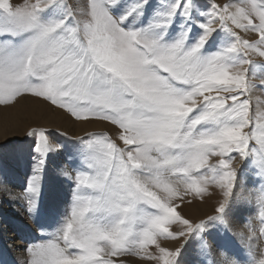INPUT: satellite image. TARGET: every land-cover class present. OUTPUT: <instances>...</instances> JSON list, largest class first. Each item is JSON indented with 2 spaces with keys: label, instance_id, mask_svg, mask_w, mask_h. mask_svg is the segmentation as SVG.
Here are the masks:
<instances>
[{
  "label": "snow or ice",
  "instance_id": "snow-or-ice-1",
  "mask_svg": "<svg viewBox=\"0 0 264 264\" xmlns=\"http://www.w3.org/2000/svg\"><path fill=\"white\" fill-rule=\"evenodd\" d=\"M257 91L264 0H0V107L109 126L26 131L24 189L0 183L39 234L24 264H264ZM53 156L63 211L44 199ZM213 195L206 219L183 213Z\"/></svg>",
  "mask_w": 264,
  "mask_h": 264
},
{
  "label": "bare ground",
  "instance_id": "bare-ground-1",
  "mask_svg": "<svg viewBox=\"0 0 264 264\" xmlns=\"http://www.w3.org/2000/svg\"><path fill=\"white\" fill-rule=\"evenodd\" d=\"M19 1L20 0H18L17 3H19ZM16 106L18 108L16 111H18L19 115L20 114L27 115L31 123L37 122L41 124L40 126H44L47 128L60 129L62 131L67 130L69 134L74 135V136L82 135L87 131L102 130V129L104 130L108 128L107 127L108 125L106 126L102 124L70 123L69 121H67L65 118L62 117L61 113L58 110L49 108L45 106L43 103L33 101L30 99L21 100ZM4 128L8 131L6 134L16 133L15 126L10 122V119L5 118V117H0V139H3V143L9 142V141H6L9 139H7L4 136V133H5L3 132ZM24 153L26 155L27 153L26 149ZM10 164H12V167L13 165L16 166V163H10ZM11 174H12L11 176H14L17 178L18 176H20L18 171H16L15 169H11ZM22 182L23 180L21 179L19 180V183H17L16 186L14 185L15 187L11 185L10 183L7 184V186L10 188V190L13 193L18 194L21 192L18 191L16 187L18 186V184ZM0 183L6 184L1 181ZM217 199H218V196L213 195L212 197L207 198L204 201L203 205L193 204L191 206H186L183 208V213L188 218L192 219L193 221L204 219L205 217L214 213V208H215ZM0 200H4V204L6 203L5 204L6 208L3 210L8 211L7 213H5L3 212L2 209H0V251L4 254L6 264H8V262L10 261L12 262L18 261V264H24L27 258L26 253L24 252V247L26 246L27 243L31 241L29 239H26L24 235L20 233V230L17 227V225H19L20 222L26 220L25 216H27L25 213L24 207H23V202L9 200L6 196H3V195H0ZM6 229L11 230L10 233L8 232L9 234H6ZM38 235L39 234L37 233V231H34V234H28V236L33 239ZM189 252H190V249L185 254L188 255ZM187 261H189V259ZM186 263L183 262V264H186Z\"/></svg>",
  "mask_w": 264,
  "mask_h": 264
},
{
  "label": "rangeland",
  "instance_id": "rangeland-1",
  "mask_svg": "<svg viewBox=\"0 0 264 264\" xmlns=\"http://www.w3.org/2000/svg\"><path fill=\"white\" fill-rule=\"evenodd\" d=\"M11 2L14 5H16V4L21 3L22 0H20L19 3H17L18 0L17 1L11 0ZM30 2H31V0H30ZM216 2L223 5L224 3L227 2V0H222V1L216 0ZM255 95H256V97H259V99L255 100V98H254V101H253L254 107L255 106L259 107L262 111H264V94H261L259 91H257V93ZM16 105L17 104H15L13 107H0V117H5V118L10 119V122L15 126V131H16V133H14V134H9V133L6 134L8 131L4 128V131H3V132H5L4 136L7 139H9V140H6L9 142L3 143V139H0V181L4 182L6 184L10 183L11 185L16 186L17 183H19V180L22 179L23 182L18 184V186L16 187L18 191L22 192L24 189L25 179H26V176H27L28 171H29V165L25 159V153L24 152H25V149H26V151L28 150L30 141H29V139H27L25 137V133H26V131L29 130L30 127H44V126H40L41 124L37 123V122L31 123L30 119L27 115H24V114L19 115L18 111H16L18 109ZM41 120H42V118H41ZM107 127H109V126H107ZM45 128H47V127H45ZM51 129H54V128H51ZM54 130H57V129H54ZM58 130L62 131L60 129H58ZM93 131H101V130H93ZM68 135L74 137V135H71L69 133H68ZM82 135H84V134H82ZM79 136H81V135H79ZM58 139L60 142L64 141V137H62V136L59 137ZM10 163H16V166L13 165V167H12V164H10ZM62 163H63V157L62 156H53L49 159L48 169H47L46 174H45V189H44L45 201L46 202H53V201L57 202L60 206L61 211H63L67 207V201H69L71 198L70 186H69L68 182L63 180L62 178H60L56 172L55 165H59ZM11 169H15L16 171H18L20 176H18V178L11 176L12 175ZM203 203L204 202L197 201L194 204L203 205ZM5 204H4V200H0V209H2V210L5 209L6 208ZM3 212L7 213L8 211L3 210ZM246 214L247 213H245V215ZM207 217H205L204 219H206ZM25 219L26 220L20 222L19 225H17V227L19 228L20 233L23 234L26 239H29L32 242L33 240H35L37 238V236L33 239V238H30L28 236V234H34V231H36L35 225L28 218V216H25ZM10 231H11L10 229H6V234H9ZM185 255L186 254H184V256L182 258V262H184V263L187 262L186 264H188V263L189 264H197L196 253L193 251L192 248H190L189 254L186 255L187 257ZM189 255H190V257H189ZM188 259H189V261H187ZM0 264H6L4 254L1 251H0ZM8 264H18V261H16V262L10 261V262H8Z\"/></svg>",
  "mask_w": 264,
  "mask_h": 264
}]
</instances>
